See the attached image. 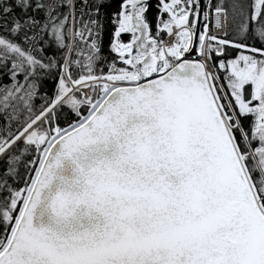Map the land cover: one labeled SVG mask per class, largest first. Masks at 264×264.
<instances>
[{"label": "snow or ice", "instance_id": "6c2138e0", "mask_svg": "<svg viewBox=\"0 0 264 264\" xmlns=\"http://www.w3.org/2000/svg\"><path fill=\"white\" fill-rule=\"evenodd\" d=\"M0 264H264V0H0Z\"/></svg>", "mask_w": 264, "mask_h": 264}, {"label": "trees", "instance_id": "16d2710c", "mask_svg": "<svg viewBox=\"0 0 264 264\" xmlns=\"http://www.w3.org/2000/svg\"><path fill=\"white\" fill-rule=\"evenodd\" d=\"M216 2H217V0H213V1H212V3H216ZM154 12H155V9H152V10L149 11V13H148V15H149V19L152 18V16L154 15ZM127 38H128V35L125 34L124 39L127 40ZM235 54H236V53H233V55H235ZM35 103L38 105V104L40 103V100L37 98V99L35 100Z\"/></svg>", "mask_w": 264, "mask_h": 264}, {"label": "built area", "instance_id": "2783aa9c", "mask_svg": "<svg viewBox=\"0 0 264 264\" xmlns=\"http://www.w3.org/2000/svg\"><path fill=\"white\" fill-rule=\"evenodd\" d=\"M213 0H211V2H212ZM204 2H205V4H207L208 2H209V0H204Z\"/></svg>", "mask_w": 264, "mask_h": 264}, {"label": "water", "instance_id": "95a60500", "mask_svg": "<svg viewBox=\"0 0 264 264\" xmlns=\"http://www.w3.org/2000/svg\"><path fill=\"white\" fill-rule=\"evenodd\" d=\"M201 3L205 4L204 0H201Z\"/></svg>", "mask_w": 264, "mask_h": 264}]
</instances>
